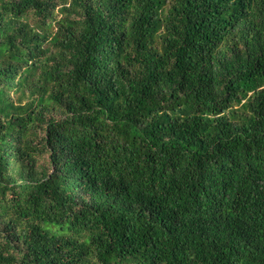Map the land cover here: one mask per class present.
<instances>
[{
  "label": "trees",
  "instance_id": "1",
  "mask_svg": "<svg viewBox=\"0 0 264 264\" xmlns=\"http://www.w3.org/2000/svg\"><path fill=\"white\" fill-rule=\"evenodd\" d=\"M0 264H264V0H0Z\"/></svg>",
  "mask_w": 264,
  "mask_h": 264
}]
</instances>
